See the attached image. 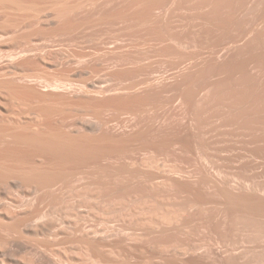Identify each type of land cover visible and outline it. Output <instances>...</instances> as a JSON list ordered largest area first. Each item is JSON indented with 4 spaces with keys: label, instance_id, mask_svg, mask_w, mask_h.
<instances>
[{
    "label": "rangeland",
    "instance_id": "1",
    "mask_svg": "<svg viewBox=\"0 0 264 264\" xmlns=\"http://www.w3.org/2000/svg\"><path fill=\"white\" fill-rule=\"evenodd\" d=\"M0 264H264V0H0Z\"/></svg>",
    "mask_w": 264,
    "mask_h": 264
},
{
    "label": "bare ground",
    "instance_id": "2",
    "mask_svg": "<svg viewBox=\"0 0 264 264\" xmlns=\"http://www.w3.org/2000/svg\"><path fill=\"white\" fill-rule=\"evenodd\" d=\"M42 217V216H41Z\"/></svg>",
    "mask_w": 264,
    "mask_h": 264
}]
</instances>
